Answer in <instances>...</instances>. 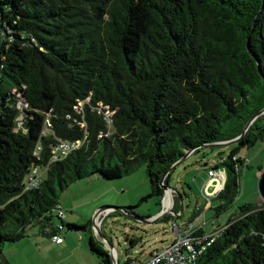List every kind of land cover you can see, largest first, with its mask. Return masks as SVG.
<instances>
[{"label": "trees", "instance_id": "obj_1", "mask_svg": "<svg viewBox=\"0 0 264 264\" xmlns=\"http://www.w3.org/2000/svg\"><path fill=\"white\" fill-rule=\"evenodd\" d=\"M101 106L112 114L109 129ZM263 109L264 0H0V249L34 226L54 244L64 225L85 230L57 213L73 183L119 179L143 165L150 194L141 201L156 197L161 206L159 182L186 153L230 147L206 169L207 177L224 172L223 190L194 204L182 226L203 238L187 264H264V202L238 205L211 235L193 224L208 199L209 210L218 201V216L238 197V154L264 142V113L235 142L209 145L239 137ZM75 142L54 160L57 147ZM33 170L38 186L28 189ZM174 193L176 215L156 222L183 217ZM89 232L97 264H112ZM161 250L117 262L142 264Z\"/></svg>", "mask_w": 264, "mask_h": 264}, {"label": "rangeland", "instance_id": "obj_2", "mask_svg": "<svg viewBox=\"0 0 264 264\" xmlns=\"http://www.w3.org/2000/svg\"><path fill=\"white\" fill-rule=\"evenodd\" d=\"M229 150L230 147L203 150L198 156L186 158L185 160H188L172 172L169 187L182 197L181 206L184 210L182 218L154 223H143L136 219L153 217L160 210L161 215L155 221L164 215H176L170 213V208L175 206L174 192H170L171 198L167 204L164 203L165 199L162 201V207L156 197L141 201L150 194L145 167L141 165L132 174L115 180H105L96 174L92 175L71 184L60 195L61 211L57 213L62 215L64 224L86 226L85 230H68L64 225V230L60 234L63 239L62 245L52 243L48 236L40 233V226H34L27 228L25 238L15 243L4 244L0 252L8 264H97V257L88 247L89 229L104 250L108 251V244L112 245L119 263L124 261L126 254L135 257L143 251L144 256L149 249L161 250L169 245L173 237L174 222L179 227L185 226L184 222L190 218L194 204L199 205L207 200L204 189L206 169L214 165L219 158L225 159ZM238 156L244 158L245 163L241 168L240 193L234 203L215 216L213 207L218 201H213L212 209L203 208L193 222L196 226H201L206 235L213 234L217 226L225 225L227 220L235 215L238 205L262 203L257 193V180L264 168V142L256 143L251 149H242ZM168 197L166 194L165 198ZM105 207L112 209L102 211L93 228L95 213ZM129 207L134 208L130 210ZM54 222L60 223V220L54 218ZM99 230L106 241L97 238L96 233ZM128 235L143 238L145 246L139 243L131 248L125 240V236ZM112 254L115 256L114 252Z\"/></svg>", "mask_w": 264, "mask_h": 264}, {"label": "built area", "instance_id": "obj_3", "mask_svg": "<svg viewBox=\"0 0 264 264\" xmlns=\"http://www.w3.org/2000/svg\"><path fill=\"white\" fill-rule=\"evenodd\" d=\"M19 100L20 101L18 103V106L22 105L23 107H26V105L22 103V99L20 98ZM81 105L82 104H79V106ZM74 110L76 111V113H79L80 109L77 106H75ZM97 110H98V113H103L106 126L109 129L112 124L111 112H108V110L103 111L104 107L102 106L98 108ZM77 147H78V142H75L74 144L70 146L65 145V146L57 147L54 150V153H55L54 160H59L61 158V155L66 154L70 149L77 148ZM39 150L40 148L37 147L36 152H38ZM27 180H28V186H29L28 189L36 188L38 186V180L36 178L35 170L29 173V175L27 176ZM224 184H225L224 172L216 171V170L211 171L208 173V177L204 185V189L206 190L205 193L207 194L208 197H213L223 190ZM209 205H210V200L208 199L205 207L208 208ZM172 229H173V233L175 236V240L173 241V243L161 251L154 252L153 255L150 256V258L142 264H187L188 261H191L194 259V255H195L194 251L195 249H197V247L200 248V244L203 242V238H200L198 235L193 234L194 232L193 230H191L190 224L186 228L181 227V226L180 227L175 226L174 224ZM52 241H54L56 244L62 243L61 237H57V236H52ZM112 257H115V256H113L112 254Z\"/></svg>", "mask_w": 264, "mask_h": 264}, {"label": "water", "instance_id": "obj_4", "mask_svg": "<svg viewBox=\"0 0 264 264\" xmlns=\"http://www.w3.org/2000/svg\"><path fill=\"white\" fill-rule=\"evenodd\" d=\"M264 113V109L263 110H260L259 112H257L254 116H252L250 118V120L246 123L244 129H243V132L241 133V135L233 140H230L228 142H222V143H217V144H214V145H209V146H219V145H227L229 143H232V142H235L237 139H239L240 137L243 136V134L247 131V129L249 128V126L251 125V123L257 118L259 117L261 114ZM193 152V150H190L188 153L185 154V156L181 159V161L175 163L173 166H171V168L164 174V176H162L160 182H159V185L160 187L162 188L163 190V196H162V199H161V207H162V201L165 199V195H169V198H171V195H170V192L173 191L169 186L167 185H164L163 182H164V179L166 177V175L172 170L174 169L180 162H183L187 157H189L191 155V153ZM174 192V191H173ZM257 193H258V196L259 198L261 199L262 202H264V168L263 170L260 172L259 174V177H258V180H257ZM177 197L178 199L180 200V204H181V196L177 194ZM107 209H112L111 207H105V208H102V209H99L95 215H94V218H93V227H95V222L98 220V217H99V214L104 211V210H107ZM181 207H180V210L179 212H181ZM161 215V210L158 212V214L156 215V217L154 218V220H156L157 217H159ZM138 221L140 222H143V223H154L153 220H150L149 218L147 219H143V218H136ZM97 237L99 238V240H103V241H106L103 234L101 233V231L99 230L97 233ZM108 251H109V255L111 257V262L112 264H117V255L115 253V249L112 247L111 244H108ZM112 252L115 253V257H112ZM0 262L2 264H8V262L5 260V258L2 256V253L0 252Z\"/></svg>", "mask_w": 264, "mask_h": 264}, {"label": "crops", "instance_id": "obj_5", "mask_svg": "<svg viewBox=\"0 0 264 264\" xmlns=\"http://www.w3.org/2000/svg\"><path fill=\"white\" fill-rule=\"evenodd\" d=\"M158 214V213H157ZM156 217V215L155 216H153V217H150L149 219L150 220H153V222H156L155 220H154V218ZM56 245V244H55ZM60 245V244H59ZM62 245V244H61ZM116 253V252H115ZM146 259V258H145Z\"/></svg>", "mask_w": 264, "mask_h": 264}, {"label": "bare ground", "instance_id": "obj_6", "mask_svg": "<svg viewBox=\"0 0 264 264\" xmlns=\"http://www.w3.org/2000/svg\"><path fill=\"white\" fill-rule=\"evenodd\" d=\"M166 200H164V203L167 204L168 203V200H169V197L168 198H165Z\"/></svg>", "mask_w": 264, "mask_h": 264}, {"label": "clouds", "instance_id": "obj_7", "mask_svg": "<svg viewBox=\"0 0 264 264\" xmlns=\"http://www.w3.org/2000/svg\"><path fill=\"white\" fill-rule=\"evenodd\" d=\"M94 228V227H93Z\"/></svg>", "mask_w": 264, "mask_h": 264}]
</instances>
